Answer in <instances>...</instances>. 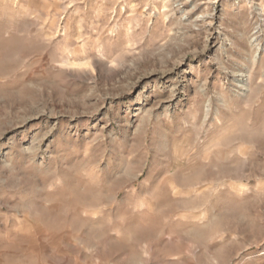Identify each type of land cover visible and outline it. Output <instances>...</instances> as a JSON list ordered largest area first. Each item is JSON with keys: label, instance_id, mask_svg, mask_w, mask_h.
<instances>
[{"label": "rangeland", "instance_id": "rangeland-1", "mask_svg": "<svg viewBox=\"0 0 264 264\" xmlns=\"http://www.w3.org/2000/svg\"><path fill=\"white\" fill-rule=\"evenodd\" d=\"M0 264H264V0H0Z\"/></svg>", "mask_w": 264, "mask_h": 264}]
</instances>
